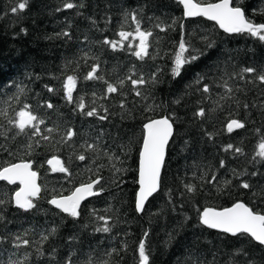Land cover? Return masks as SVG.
I'll list each match as a JSON object with an SVG mask.
<instances>
[{
	"label": "trees",
	"instance_id": "trees-1",
	"mask_svg": "<svg viewBox=\"0 0 264 264\" xmlns=\"http://www.w3.org/2000/svg\"><path fill=\"white\" fill-rule=\"evenodd\" d=\"M20 2L23 0H0V112L7 109L8 118H14L21 107L31 105L32 110L46 120L41 129L51 135L52 140L35 137L32 141L34 149L28 156L24 147L29 142L28 136L6 140L0 135V144L9 149H0V167L21 159L33 161V170L39 173L42 189L40 198L35 201L36 209L23 211L11 203L0 206V215L3 216L0 236L8 238L0 243V264H8L10 258L23 260L24 264H64L70 255L73 264H87L89 257L93 264H103L104 261L108 264H139L138 245L142 240L150 251V264H228L234 250L241 247L257 264H264V249L250 239L218 233L199 223L203 208L230 207L239 199L264 209V203L251 191L236 187L240 181L233 179L232 174L233 169L264 172V161L258 156L253 160L264 138V85L258 81L251 84L238 79L229 80L231 86L239 85L242 89L233 93L240 101L238 105L234 99L220 100L221 95H226L223 87L214 86L211 99H208V94L198 91L202 85L195 83L198 75H206L204 83L215 79L216 83L222 84L220 77L225 72L231 74L246 66L264 68V42L246 33L227 35L204 19L188 20L178 0H69L85 5L73 9L63 8L66 0H29L24 10L13 14L11 8ZM243 6L256 22H264V16L253 15L256 9L264 7V0H243ZM133 10L141 13L142 28L153 32L150 55L144 60L132 55L127 42L125 50L116 51L102 43L105 38L118 39L116 33L123 22L122 13ZM106 17H111L110 23L106 22ZM92 19L96 21L95 26ZM173 21L175 25L169 27ZM157 24L166 31L157 28ZM124 28L132 31L134 24L129 20ZM64 30L72 33L71 39L56 37ZM182 37L203 55L185 66L180 77L173 78L174 55ZM203 37L212 42L211 47ZM85 52L89 57L86 62L82 59ZM69 60L73 63L65 68ZM96 63L100 65L97 75L104 79L85 80ZM133 68L137 75L160 70L159 83L141 89L151 94L146 103L154 101L155 104L153 111H145V102L134 95L131 83L126 81L122 91L128 94L127 104L132 110V118L121 119L119 102L123 97L119 94H111L107 99L100 97L105 95V81L126 80ZM73 74L78 81L70 104L65 99L63 82L67 75ZM45 85L56 91L49 92ZM21 87L24 91L18 92ZM14 94L19 95V103L16 100L5 103ZM80 97H83L86 111L92 107L99 109L101 105L108 107L109 119L101 121L96 116L82 114L76 108ZM178 98L180 103H173ZM45 102H51L54 108L48 109ZM245 102L249 105L247 109L243 107ZM199 107L206 109L207 115L203 119L194 116ZM173 113L176 134L168 148L161 189L139 214L136 194L143 124L148 118ZM231 119L244 121L245 128L229 133L226 125ZM0 126H3L0 131L10 127L2 114ZM53 126H59L60 131L47 133L46 128ZM68 127L78 132V136L69 142L73 147L61 141ZM101 131L106 144L117 154L120 152L118 145H129L125 165L128 171L119 187L111 183L108 160L101 156L93 163L94 154L84 152L79 146L84 140H93ZM207 133L212 134L211 138ZM36 140L40 141L39 146H35ZM228 144L241 147L244 155L225 152ZM82 152L88 157L85 161L77 158ZM53 157H58L71 174L54 172L48 166ZM221 160L226 162L225 168L219 167ZM100 164L105 165L99 174L105 178L102 185L106 191L83 204L78 219L63 214L48 203L53 196L69 195L76 187L95 179ZM213 173L217 174L218 181L232 179L230 194L218 195L216 187L201 181V175L206 174L210 179ZM241 179L250 180L254 185L264 183V177L244 176ZM187 183L197 185L195 195L187 193L183 186ZM16 190L17 186L0 183V198L8 199ZM93 209L97 216L112 217L109 221L111 232L95 231L103 221L91 215ZM52 228L57 231L43 244L45 255L38 257L35 242ZM26 231V238L33 242L32 246L14 248V236H23ZM113 248L118 254L108 256ZM25 253H31L29 260H24ZM235 259L243 261L244 257Z\"/></svg>",
	"mask_w": 264,
	"mask_h": 264
},
{
	"label": "snow or ice",
	"instance_id": "snow-or-ice-1",
	"mask_svg": "<svg viewBox=\"0 0 264 264\" xmlns=\"http://www.w3.org/2000/svg\"><path fill=\"white\" fill-rule=\"evenodd\" d=\"M29 0H23V2L18 3L16 6L11 8V12L16 14L20 10H24L28 4ZM179 4L183 6L184 17H205L208 20L215 21L221 29L226 33L230 34H249L252 37L258 38L260 41L264 42V22H256L252 16L247 14L245 7L243 6V0H218V2H211V0H178ZM85 5L83 3H74L66 2L63 5L64 9H73V8H83ZM262 15L264 16V7H260L253 12V15ZM141 13L139 10L125 11L122 13V24L120 30L116 33L118 39L110 40L105 38L102 43L108 45L113 51L116 50H125V42H127L128 49L132 50V55L137 57L140 60H144L146 57H149V48H150V38L153 37V32L148 29L145 30L142 28V19ZM134 24V29L132 31H126L124 25L128 21ZM106 22H111V17H106ZM93 26L96 25L94 19L91 20ZM175 25L173 21L172 27ZM70 27V26H69ZM161 31H166V28L161 27L160 24L156 25ZM181 29H183V24H181ZM26 32V29H22ZM57 38H68L71 39L72 33L68 30H64L56 34ZM51 39V37H49ZM207 41V46L211 47L212 42L203 37ZM87 40V37H85ZM138 41V43H134ZM203 55L202 51L195 48L190 42H186L182 37L178 51L174 55L173 67L171 69V75L173 78L180 77L182 71L185 69V66L190 65L200 59ZM88 53L83 54L82 59L85 62L88 59ZM155 58V57H151ZM73 63L69 60L64 67L68 68ZM77 66L79 62L77 61ZM99 63L93 64L91 70L84 77L85 80H103L104 77L97 75L99 71ZM159 69L148 73H140L137 75L134 68L131 70V74L128 75L125 79L119 80L116 83H106L105 95L100 97L101 99H107L111 94H119L123 97L119 102V107L122 110L121 119H131L132 110L128 107L127 104V93L123 92L122 89L127 82H130L134 95L139 97L141 101L145 102L144 110L151 112L153 111L152 104L146 103L149 100L150 93L146 91H141L142 88L146 89L148 85L155 86L159 83L158 74ZM136 77V78H134ZM227 77V79H225ZM206 75H198L195 83L202 85L198 91H201L205 94H208L206 98L211 99L212 88L223 87L225 89L226 95H221L220 100H231L234 99L235 102L239 105V99L235 98L233 93L240 92L242 89L239 85L235 88L231 86L229 80H241L246 83L256 84L257 81L259 84L264 85V68L258 69L255 66H246L242 67L238 72H233L231 74L224 73L220 77L223 81L222 84L216 83V80L213 79L211 83H204ZM78 77L73 75H67L63 82V89L65 92V99L68 103H73V93L77 88ZM45 88L49 92H55L56 89L45 85ZM24 89L18 88V92H23ZM95 95V94H93ZM11 100H16L19 103V95L14 94L11 97H8V100L5 103H8ZM173 103L179 104L180 98L173 101ZM214 103L219 104V101H214ZM11 104H9V107ZM48 109L54 108V105L51 102H45V105ZM158 107V105H155ZM243 107L247 109L249 105L245 102ZM76 108L87 117H98L101 121H106L109 119V109L106 106L101 105L100 108L92 107L90 110L86 111V104L84 103L83 97L79 98V102L76 104ZM101 111L103 114H101ZM215 111V109H212ZM5 118H7V123L10 127L3 128V131H0V135L4 136L6 140L15 139L17 136H28L29 142L24 146L26 148V155L30 156L32 150L34 149L33 139L39 136L43 141H51L52 136L46 135L41 129V125L46 124V120L36 114L32 110V106L25 104L18 111L15 112L14 118H8V111L4 109L0 112ZM207 115L206 109L204 107H199L194 116L198 118H205ZM175 114L164 115L160 118H148L147 122L143 124V137L139 150V168H138V180L139 185L138 192L136 194V210L138 212H143L145 210V205L149 201L150 197H153L154 194L158 193L161 189L162 184V171L165 167V157L167 150L169 148L170 141L173 140L174 135L176 134V120L174 118ZM246 124L240 119H231L227 125V131L229 133L245 128ZM3 126H0L2 128ZM13 129L15 131L13 132ZM59 126L47 127L46 132L51 134L53 132H59ZM259 131V129H257ZM9 133H12L9 136ZM211 138L212 134L207 133ZM78 136V132L73 127H68L63 135L61 136V141L64 144H69L70 147L74 145L70 144L74 138ZM104 132L101 131L97 136L91 140H84L79 146L84 149V152L94 154L92 160L93 163L97 159H100L101 156L106 158L109 162V170L112 173L111 183L119 187L124 181L123 177L126 175L128 168L125 167L127 163V157L129 156V145L120 144L117 147L120 149L119 154L112 151L110 146L106 144L103 139ZM40 141H35V146H39ZM259 151L256 152L253 160L256 159V156L260 157V161H264V138L261 139L258 145ZM0 149L4 151H9L8 146L5 144H0ZM225 152L232 151L234 154L244 155V151L241 147L228 144L225 149ZM12 153L10 152V155ZM80 161H85L88 157L82 152L77 157ZM259 162V161H258ZM49 164L53 165L54 171H59L63 173H68L69 169L64 166L63 162L58 157H53V159L48 161ZM105 167V165H98L95 175V179H90L88 183L81 184L79 187H76L69 195H59L53 196L48 203L55 206L62 213L68 214L74 219H78L81 216V204L89 197L99 196L106 189L103 187L102 182L105 178L99 174L100 169ZM220 168L226 167V162L224 160L220 161ZM92 171V169H89ZM233 179H237L240 183L236 186L240 189L249 190L252 192L254 197H257L261 200V203H264V183H257L254 185L250 180L241 179V177H264V172L257 170L248 172L247 169L237 171L232 170ZM195 176V173H193ZM39 174L37 171L33 170V161L21 159L17 163H5L0 167V181H6L10 185H20L18 190L8 199L0 198V206L5 205L6 203L14 204L15 207L24 211H30L37 208V203L35 202L40 198L41 194V185L37 183ZM203 183H207L216 187L218 195H224L229 193V189L233 187L232 179H225L223 181H218L217 174L213 173L211 178L208 179L206 174L201 175L200 177ZM99 186V187H98ZM187 193L195 195L198 191V187L194 183H187L183 185ZM170 191V190H169ZM230 194V193H229ZM7 195V194H5ZM107 211V210H105ZM91 215L95 217L98 221H103L101 227H97L95 231L108 233L111 232L112 226L109 221L112 217L109 216H97L96 211L93 209ZM3 219V216L0 215V220ZM199 223L202 226H205L208 229L218 230L223 234L230 235L235 238L246 237L253 241L258 247L264 249V209L259 208L254 203L250 204L245 202L242 199L234 201L230 207L216 208V207H205L202 212L199 214ZM56 229L52 228L48 234L42 233L40 240L35 243L38 245L35 249L38 257H43L45 251L43 249V244L47 242L50 236L56 233ZM28 232L26 231L23 236L15 235L13 238V247H31L33 242L27 239ZM147 236V233H145ZM8 238L6 236H0V243L6 241ZM113 253H117L115 248L111 249L107 253L108 256H111ZM54 256L55 249L52 250ZM118 254V253H117ZM138 256L139 264H150V251L146 248L145 241L142 240L138 245ZM233 258L228 261V264H257V261L250 256V253L243 247L237 248L232 254ZM31 253H25L24 260H29ZM235 257H244L243 261L236 260ZM8 264H24V261H15L11 258L8 261ZM64 264H73L72 256H68ZM87 264H93V261L89 257ZM103 264H108V261H104Z\"/></svg>",
	"mask_w": 264,
	"mask_h": 264
},
{
	"label": "water",
	"instance_id": "water-1",
	"mask_svg": "<svg viewBox=\"0 0 264 264\" xmlns=\"http://www.w3.org/2000/svg\"><path fill=\"white\" fill-rule=\"evenodd\" d=\"M182 6V5H181ZM182 8H183V6H182ZM186 18V17H185ZM186 19H188V20H195V19H204V20H206V21H208V22H211V23H213V24H215V25H217V27L223 32V33H225V34H227V35H238V34H230V33H226L223 29H221L220 27H219V25L215 22V21H211V20H208L207 18H205V17H190V18H186ZM170 143H171V141H170ZM170 145V144H169ZM167 154H168V150H167ZM167 154H166V157H165V163H166V159H167ZM48 166L53 170V165H51V164H49L48 163ZM54 171V170H53ZM163 171H164V169H163ZM163 171H162V175H163ZM54 172H59V171H54ZM0 183H7L6 181H0ZM37 183L38 184H40V178L38 177V180H37ZM8 184V183H7ZM10 185V184H9ZM10 186H19L20 187V185L17 183L16 185H10ZM157 194V193H156ZM156 194H154V196L156 195ZM41 195V194H40ZM153 196V197H154ZM95 196H93V197H89V198H87L85 201H83L82 202V204H81V207L83 206V204H85L87 201H89L90 199H92V198H94ZM152 197H150L149 198V200L151 199ZM149 202V201H148ZM147 202V203H148ZM146 203V204H147ZM51 205V204H50ZM54 209H56V210H58V211H60L59 209H57V208H55V206H53V205H51ZM146 206V205H145ZM61 212V211H60ZM138 212V211H137ZM139 214H142V212H138ZM63 214H66V213H63ZM210 230H212V231H215V232H218V233H221V232H219L218 230H214V229H210ZM223 234V233H222ZM225 235H227V234H225ZM230 236V235H229Z\"/></svg>",
	"mask_w": 264,
	"mask_h": 264
},
{
	"label": "bare ground",
	"instance_id": "bare-ground-1",
	"mask_svg": "<svg viewBox=\"0 0 264 264\" xmlns=\"http://www.w3.org/2000/svg\"><path fill=\"white\" fill-rule=\"evenodd\" d=\"M39 174V173H38ZM153 198V197H152ZM150 201V200H149ZM147 205V204H146Z\"/></svg>",
	"mask_w": 264,
	"mask_h": 264
}]
</instances>
